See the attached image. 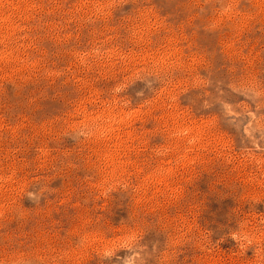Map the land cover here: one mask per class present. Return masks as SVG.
<instances>
[{
    "label": "rangeland",
    "instance_id": "374dc122",
    "mask_svg": "<svg viewBox=\"0 0 264 264\" xmlns=\"http://www.w3.org/2000/svg\"><path fill=\"white\" fill-rule=\"evenodd\" d=\"M0 264H264V0H0Z\"/></svg>",
    "mask_w": 264,
    "mask_h": 264
}]
</instances>
